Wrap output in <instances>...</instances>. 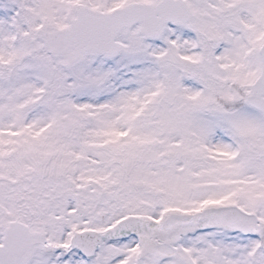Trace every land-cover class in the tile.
Returning a JSON list of instances; mask_svg holds the SVG:
<instances>
[{
    "label": "snow or ice",
    "instance_id": "obj_1",
    "mask_svg": "<svg viewBox=\"0 0 264 264\" xmlns=\"http://www.w3.org/2000/svg\"><path fill=\"white\" fill-rule=\"evenodd\" d=\"M0 264H264V0H0Z\"/></svg>",
    "mask_w": 264,
    "mask_h": 264
}]
</instances>
